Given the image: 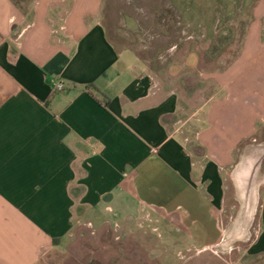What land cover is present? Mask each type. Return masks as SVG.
<instances>
[{
	"label": "crops",
	"instance_id": "obj_1",
	"mask_svg": "<svg viewBox=\"0 0 264 264\" xmlns=\"http://www.w3.org/2000/svg\"><path fill=\"white\" fill-rule=\"evenodd\" d=\"M103 2L0 0V264H37L85 213L125 218L145 208L180 215L205 251L221 243L226 197L237 213L226 238L250 242L256 222L249 247L264 254V146L234 158L264 117V28H250L197 134L214 166L200 184L166 125L176 96L151 92L135 51L113 45Z\"/></svg>",
	"mask_w": 264,
	"mask_h": 264
},
{
	"label": "rangeland",
	"instance_id": "obj_2",
	"mask_svg": "<svg viewBox=\"0 0 264 264\" xmlns=\"http://www.w3.org/2000/svg\"><path fill=\"white\" fill-rule=\"evenodd\" d=\"M256 5L258 0L103 2L102 23L113 45L135 51L151 92L176 96L177 113L166 125L184 142L192 158L193 179L200 184L203 170L214 166L206 162L210 158L197 134L206 127L210 103L224 96L227 68L244 55L250 28L255 23L264 28V18L254 15ZM257 119L252 137L235 149V159L250 145L263 151L264 117ZM226 177L227 170L220 182L230 190ZM231 199L226 197L218 215L222 244L205 251L191 243L178 214L145 208L112 218L91 212L83 214L61 245L43 254L37 264H264V254L249 247L258 231L256 222L247 235L250 242L232 234L233 241L226 238L237 215Z\"/></svg>",
	"mask_w": 264,
	"mask_h": 264
},
{
	"label": "built area",
	"instance_id": "obj_3",
	"mask_svg": "<svg viewBox=\"0 0 264 264\" xmlns=\"http://www.w3.org/2000/svg\"><path fill=\"white\" fill-rule=\"evenodd\" d=\"M55 90L56 91H62V86L61 85H55Z\"/></svg>",
	"mask_w": 264,
	"mask_h": 264
},
{
	"label": "trees",
	"instance_id": "obj_4",
	"mask_svg": "<svg viewBox=\"0 0 264 264\" xmlns=\"http://www.w3.org/2000/svg\"><path fill=\"white\" fill-rule=\"evenodd\" d=\"M87 88H88V89H92V91L98 93V90H97L95 87H93V86H88ZM104 99H105V98H104Z\"/></svg>",
	"mask_w": 264,
	"mask_h": 264
},
{
	"label": "bare ground",
	"instance_id": "obj_5",
	"mask_svg": "<svg viewBox=\"0 0 264 264\" xmlns=\"http://www.w3.org/2000/svg\"><path fill=\"white\" fill-rule=\"evenodd\" d=\"M238 237V236H237Z\"/></svg>",
	"mask_w": 264,
	"mask_h": 264
}]
</instances>
